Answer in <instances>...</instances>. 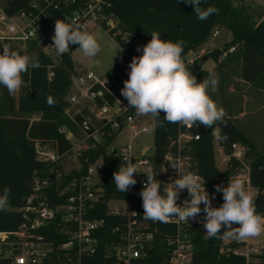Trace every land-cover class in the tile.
<instances>
[{"label": "built area", "instance_id": "1", "mask_svg": "<svg viewBox=\"0 0 264 264\" xmlns=\"http://www.w3.org/2000/svg\"><path fill=\"white\" fill-rule=\"evenodd\" d=\"M14 1L22 5L14 15H9L6 12L9 0H0V52L2 46L7 44L22 55L43 57L48 60L46 69L49 80L54 76V69L66 57L80 62L75 56L77 49L74 45H70V51L63 55H58L51 45L57 19H75L89 32L94 27H104L114 38L120 32L118 22L106 13L111 5L110 0ZM115 30L117 32L114 33ZM212 36H218V31ZM234 51L231 48L223 54V58ZM203 55L202 50L189 52L185 61L188 69ZM131 60L126 61L123 57L116 64L124 71L117 72L122 88L128 79ZM81 66V70L71 76V87L66 99L65 114L71 126L60 130L69 147L61 152L54 141L34 143L36 159L47 164L48 169L43 176L35 174L32 192L18 210L24 219L19 230L15 233H0V238L4 237L2 246L8 251L6 258L11 259L13 264H83L86 258L93 257L98 250L99 235L105 227V221L94 217L104 204L108 216L125 219L122 225H116L113 229L119 235V240L112 242L106 249V256L114 259L113 264H147L151 257L158 254L163 257L159 264H193L196 250L194 240L199 227L203 226L205 213L202 211L188 222L176 217L166 223L147 222L140 217L138 205L146 180L142 173L149 169L157 173L164 187H169L178 178L176 170L169 165L170 161H179L181 171L186 169L203 178L194 171L193 145L200 141V135L194 133L195 125L188 127L179 124L175 150L167 153L162 164L156 168L152 161L153 146L137 149L132 143L135 137L148 133L149 129L138 125L135 110L129 108L121 90L113 89L107 78L108 71L100 75ZM126 131L130 133L128 143L118 144V137ZM99 149H103L105 155L115 156L120 165L125 159L140 165L142 173L135 174L137 183L126 192L125 198L106 201L104 155L93 162L89 161L88 156ZM247 156L246 147L233 144L226 162L228 164L234 159L239 163L238 173L232 179L242 180L248 190L251 186ZM82 158L88 164L86 170ZM72 173L79 176L61 187L62 178ZM204 186L209 193L206 181ZM52 187L55 189L52 190ZM185 199L190 200L186 189L180 192L177 203L182 206ZM200 207L203 209L204 205ZM53 229L64 238L63 243L57 245L47 240L46 236L37 234L39 230ZM261 235L237 241V247L232 246L234 239H225L222 251L243 257L249 264L252 256L264 251L261 241L253 246V241L259 240ZM11 237L14 239L10 240Z\"/></svg>", "mask_w": 264, "mask_h": 264}, {"label": "trees", "instance_id": "2", "mask_svg": "<svg viewBox=\"0 0 264 264\" xmlns=\"http://www.w3.org/2000/svg\"><path fill=\"white\" fill-rule=\"evenodd\" d=\"M110 8L106 13L118 22V35L115 41L124 51V60L129 61L133 56H139L138 46L147 44L151 40V32L158 31L162 39L184 41L183 59L186 61L189 52L201 51L208 38L217 28H226L230 34V41L221 48L205 54L202 59L196 60L189 70L196 76L197 81L207 78L211 72L202 69L206 61L213 59L217 68L231 65L236 68L237 77L249 84L252 89L264 92V13H252L247 7L235 6L234 0H205L202 7L214 6L218 14L201 21L193 12V6L187 5L183 0H110ZM22 3L9 0L6 12L14 15ZM256 19V20H255ZM117 30L114 31V33ZM126 40L129 42L127 43ZM79 46L74 45L77 49ZM231 48L235 51L223 58V54ZM38 58L40 67L31 68L23 74L24 81L20 88L18 100L10 95L7 89L0 85V195L5 188L8 193V209L0 211V233H15L23 223V216L18 210L25 204L26 198L31 194L35 174L45 175L48 165L36 159L34 143L36 141H54L58 143L60 151H65L69 144L60 133L63 127L71 126L70 119L65 114L67 96L71 87V76L82 68L80 62L72 57L54 69L52 80L48 79L46 66L48 60L41 56ZM222 59V60H221ZM117 72H124L116 65L107 72L115 91L122 89V81ZM55 98L53 106L47 104V96ZM164 113H160L159 120H164ZM179 132V123H167L158 126L155 123L152 161L158 168L167 153L174 151V142ZM194 133L200 135V141L193 145V157L196 163L194 171L206 181L212 199V206L223 204V194L215 191V186H227L239 170V163L231 159L224 171L216 165V152L214 135L218 145L226 156L231 155V146L240 144L248 149L247 159L250 166V186L256 190L253 197L256 211L264 216V152L255 141L244 131L238 120L232 115H225L223 122L212 128L195 124ZM227 139H223V137ZM104 155L105 171V199L125 198L126 193L117 190L113 175L120 164L112 154L105 155L103 149L88 154L89 161H95ZM84 169L87 168L82 158ZM79 174L72 173L62 178L61 187ZM160 180L158 176L155 177ZM161 181V180H160ZM55 184V180L53 181ZM163 183L161 191L163 190ZM55 187H52L54 190ZM55 201V200H54ZM55 204V202H53ZM138 210L143 220L142 199L139 200ZM94 218L105 221V227L100 231L99 246L96 254L86 258L83 264H113L114 259L106 256V249L112 242L119 240V235L113 232L116 225H122L124 218L108 216L106 205H101ZM151 222L152 220H146ZM239 225L233 224V227ZM195 238V256L193 264H246L243 257L227 254L222 251L225 239L216 237L205 239V229L199 227ZM226 229L222 227L221 234ZM38 235L57 245L64 242V238L56 231L39 230ZM14 238L11 237L10 240ZM234 239L233 247H237ZM6 248V247H4ZM249 264H264V251ZM163 261L162 255L151 257L147 264H159ZM0 264H13L12 260L4 254L0 257Z\"/></svg>", "mask_w": 264, "mask_h": 264}, {"label": "clouds", "instance_id": "3", "mask_svg": "<svg viewBox=\"0 0 264 264\" xmlns=\"http://www.w3.org/2000/svg\"><path fill=\"white\" fill-rule=\"evenodd\" d=\"M193 6V12L201 21L218 14L214 6L202 7L205 0H183ZM151 40L137 51L142 55L133 56L129 68L128 79L124 81L121 95L127 100L129 108L135 110L136 116H151L154 123L163 126L167 123H179L191 127L195 124L212 128L223 122L225 109L215 102L210 93L218 91V78L214 72L202 81L188 69L184 59V41L162 39L158 31L151 32ZM54 49L58 55L70 51V45H78L86 57H95L101 51L96 37L85 30L75 19H57L52 36ZM31 68H39L38 58L22 55L10 45H3L0 52V85L10 95H14L23 85L22 76ZM56 103L53 96H47V104ZM163 112L164 120L160 121ZM227 139V137H223ZM169 165L176 170L178 178L163 187L156 179L152 169L140 171V165L125 159L113 175L118 191L126 193L137 181L135 174H144L140 196L142 198L143 217L146 220L168 222L176 217L180 221L195 219L203 211L205 213L203 228L205 239L221 237L244 241L258 237L264 233V216L256 211L253 195L239 178L229 179L227 186L218 184L215 191L223 194V204L212 206V199L205 188V180L191 171H181L179 161H170ZM187 190L189 199L183 205L177 203L180 192ZM5 188L0 195V211L8 205V193ZM201 204L204 205L201 209ZM233 224L239 225L233 227ZM225 228L221 234V229Z\"/></svg>", "mask_w": 264, "mask_h": 264}, {"label": "rangeland", "instance_id": "4", "mask_svg": "<svg viewBox=\"0 0 264 264\" xmlns=\"http://www.w3.org/2000/svg\"><path fill=\"white\" fill-rule=\"evenodd\" d=\"M246 1L248 3H246ZM246 1L234 0V4L237 7L243 6L245 4L247 8H249V10L252 13L254 12L255 14H258L260 12L264 13V7H262L264 6V0H246ZM216 30L218 31V36L216 37L210 36L208 38V41L204 44L202 48L204 55L210 53L215 49L221 48L224 44H226L230 40L231 34L226 28H217L214 30V32ZM90 33H92L100 43L101 51L95 57H86L79 49H77L75 51V56L84 67L93 70L97 74L102 75L107 71L111 70L113 67H115L116 64L123 59L125 53L123 49L119 46V44L115 41V38L108 32L107 28L99 27V26L94 27L90 30ZM140 52L142 54V49ZM95 63H98V65H95ZM204 68L209 71L216 70L217 64L213 59H210L206 62ZM19 95H20V89L15 93V97L17 100ZM137 123L140 126L147 127L149 129V132L135 137L132 140L134 147L137 149H141L144 146L152 147L154 144V133H155V123L153 121V118L151 116H140L137 117ZM242 128L244 129L245 132L246 131L247 133L249 132L248 129L246 130L243 126ZM249 133L252 136L251 138L255 141L257 147L264 152V137H262L261 135H256L255 132L254 133L249 132ZM129 139H130V133L126 131L118 137L117 143L121 145H125L128 143ZM214 145L216 152L217 168L220 171H224L227 166V162H226L227 157L224 154L222 148H220L218 145V139L216 134L214 135ZM248 191L251 192L253 197L256 195L255 190L249 188ZM6 209H8V207H6ZM3 239L4 237L0 238V257L3 254L4 256L8 255L7 249L4 248V246H2V243H4ZM258 241H261L262 244L264 245V233H262L259 240L253 241V246L257 245ZM252 260H254L253 256L251 257L250 261Z\"/></svg>", "mask_w": 264, "mask_h": 264}, {"label": "crops", "instance_id": "5", "mask_svg": "<svg viewBox=\"0 0 264 264\" xmlns=\"http://www.w3.org/2000/svg\"><path fill=\"white\" fill-rule=\"evenodd\" d=\"M244 6L247 7L245 4ZM206 62L202 69L209 71L204 68ZM236 70L233 66L226 65L220 70L209 71L214 72L218 78V91L210 95L219 106L225 109L226 115H232L249 132H255L256 135L264 137V92L256 91L240 80L235 73ZM249 132L246 131L252 137Z\"/></svg>", "mask_w": 264, "mask_h": 264}, {"label": "water", "instance_id": "6", "mask_svg": "<svg viewBox=\"0 0 264 264\" xmlns=\"http://www.w3.org/2000/svg\"><path fill=\"white\" fill-rule=\"evenodd\" d=\"M204 61H206V59Z\"/></svg>", "mask_w": 264, "mask_h": 264}]
</instances>
